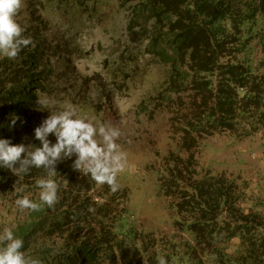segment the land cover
<instances>
[{
  "label": "trees",
  "instance_id": "1",
  "mask_svg": "<svg viewBox=\"0 0 264 264\" xmlns=\"http://www.w3.org/2000/svg\"><path fill=\"white\" fill-rule=\"evenodd\" d=\"M34 1L43 12L54 11L44 0H25L18 14ZM117 1L121 9L129 7L128 33L141 30L143 54L168 71L164 98L179 150L163 159L159 187L176 210L175 229L186 226L194 236V245L181 255L189 264H264V201L247 193L240 197L233 178L212 174L198 159L208 137L248 138L264 125V0ZM21 27L30 45L15 59L0 58V139L40 146L34 129L49 113L38 108L37 98L71 103L77 114L88 105L85 97L78 98L83 96L79 87L65 80L67 69L57 72L68 58L44 36L48 20ZM183 97L188 113L176 110ZM48 139L55 143L54 135ZM74 159L56 164L54 207L24 212L25 219L12 229L23 240L21 251L40 264H144L145 258L157 264L161 256L176 264L180 255L169 251L166 239L159 243L135 228L116 231L128 191L96 185L73 170ZM40 178H48L45 169L17 177L0 168V195L37 201Z\"/></svg>",
  "mask_w": 264,
  "mask_h": 264
},
{
  "label": "rangeland",
  "instance_id": "2",
  "mask_svg": "<svg viewBox=\"0 0 264 264\" xmlns=\"http://www.w3.org/2000/svg\"><path fill=\"white\" fill-rule=\"evenodd\" d=\"M83 1L81 9L79 0H44L53 8L51 13L43 12L34 1L15 19L24 27L39 18L48 20L50 31L44 36L48 43L60 45L68 58L57 65V72L67 69L65 80L83 92L78 98L87 100L78 117L121 131L117 143L126 154V167L116 179L119 188L128 191V201L116 231L135 228L143 235H155L159 243L166 239L169 251L180 255L176 264H189L188 256L181 253L194 245V236L186 226L175 229L176 210L159 187L163 159L179 150L178 138L168 125V97L164 98L167 68L143 54L140 29L128 33L129 7L121 9L117 0ZM181 100L176 110L188 113V99ZM241 136L216 133L208 137L198 159L212 174L233 178L240 197L247 193L264 201V125L251 137ZM14 201L13 196L0 195V232L25 219ZM144 264H148L146 258Z\"/></svg>",
  "mask_w": 264,
  "mask_h": 264
},
{
  "label": "clouds",
  "instance_id": "3",
  "mask_svg": "<svg viewBox=\"0 0 264 264\" xmlns=\"http://www.w3.org/2000/svg\"><path fill=\"white\" fill-rule=\"evenodd\" d=\"M22 3L23 0H0V58L15 59L31 43L15 19ZM36 104L49 113L34 129V138L40 146L12 144L8 139H0V168L10 170L17 177L27 175L32 168L47 172L48 178L35 182L39 189L37 201L19 197L14 201L17 210L35 212L45 206L54 207L59 188L54 179L56 164L73 156L74 171L89 176L98 186L107 185L111 191H117L120 187L117 174L126 167V154L117 143L120 129L78 117L71 103L45 96L37 98ZM17 119L14 118L10 126H14ZM50 134L55 136V143L48 139ZM23 246V240L5 227L0 232V264H40L38 259L21 251ZM157 264H167V260L161 256Z\"/></svg>",
  "mask_w": 264,
  "mask_h": 264
}]
</instances>
